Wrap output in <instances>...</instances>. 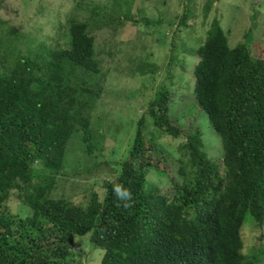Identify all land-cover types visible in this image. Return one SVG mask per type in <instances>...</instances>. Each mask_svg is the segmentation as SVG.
I'll list each match as a JSON object with an SVG mask.
<instances>
[{"label":"trees","instance_id":"obj_1","mask_svg":"<svg viewBox=\"0 0 264 264\" xmlns=\"http://www.w3.org/2000/svg\"><path fill=\"white\" fill-rule=\"evenodd\" d=\"M73 1L66 21L49 14L55 36L28 46L27 54L17 51L18 38L6 34L0 18V264H87L95 251L101 264H264V14L256 17H263L257 34L235 47L220 19L212 21L197 51L194 95L185 102L163 86L139 118L126 157L105 163L121 168L117 182H103L104 194L93 191L77 206L53 192L58 176H71L62 169L73 138L89 158L103 151L91 122L107 78L95 32L137 21L123 2ZM188 21L186 8L178 26ZM175 101L180 116L171 114ZM204 117L220 137V162L207 150ZM161 133L183 138L180 158L165 150ZM158 172H168L170 196L164 181L151 183ZM118 183L133 193L129 209L112 192ZM16 195L21 214L10 208ZM248 223L259 243L251 257L244 253Z\"/></svg>","mask_w":264,"mask_h":264},{"label":"rangeland","instance_id":"obj_2","mask_svg":"<svg viewBox=\"0 0 264 264\" xmlns=\"http://www.w3.org/2000/svg\"><path fill=\"white\" fill-rule=\"evenodd\" d=\"M53 6L49 9L48 6ZM95 4L111 7L114 3H124L128 13L137 23L128 22L119 29H104L95 32L97 59L100 61L101 76L107 73L104 82L105 93L98 101L91 114L94 143L101 153L98 158L86 155L85 145L77 138L69 143L62 172L70 177L58 176L55 199L65 198L73 204L86 206L93 191L105 193L103 182H117L122 170L117 165H106L122 161L133 146L139 118L145 115L150 102L156 100L163 86L178 94V98L194 95L195 68L199 63L198 49L206 40L210 24L220 19L228 33L232 47L247 41V36L254 37L260 22L258 14H264V0H90ZM212 8L208 10L207 5ZM74 1L67 0H0V18L6 34L15 36L14 46L23 54L28 53V46L36 49L46 37H54L55 31L50 27L49 14L67 15L74 7ZM47 8V9H46ZM187 8L188 25L178 26ZM43 10V12H42ZM57 15V14H56ZM139 22V23H138ZM174 24V25H172ZM181 28V29H180ZM176 38L173 46V39ZM51 44V43H50ZM174 49V50H173ZM169 67H172L170 70ZM170 77L174 78L171 82ZM186 102V101H185ZM188 105V103H186ZM171 114L179 115L175 101ZM176 106V107H175ZM181 119V117H178ZM207 150L210 156L220 162L223 150L220 137L203 118ZM150 131H154L152 125ZM159 141L177 160L182 156L179 151L183 138L160 134ZM154 159L160 158L152 155ZM94 163L100 167L94 173H86ZM164 164V163H163ZM160 165L163 167L164 165ZM167 165V164H166ZM168 166V165H167ZM174 166L170 163L167 168ZM169 172V171H168ZM167 173H151L153 185H162V192L170 196V186L166 183ZM50 176L49 173H46ZM39 184V183H38ZM37 184V185H38ZM172 193V192H171ZM21 200L12 197L10 208L17 214L22 211ZM24 214V212H22ZM245 255L251 257L259 248L257 229L254 223L244 227ZM85 240H77L82 245ZM92 248V246L90 245ZM88 253V247L84 246ZM79 256L83 257L82 249ZM101 251L91 253V263L100 264ZM84 258V257H83ZM82 264H86L84 263Z\"/></svg>","mask_w":264,"mask_h":264},{"label":"clouds","instance_id":"obj_3","mask_svg":"<svg viewBox=\"0 0 264 264\" xmlns=\"http://www.w3.org/2000/svg\"><path fill=\"white\" fill-rule=\"evenodd\" d=\"M112 192L116 199L122 202L124 209H129L134 205L135 200L132 191L123 184H114ZM77 248L82 249V246H77ZM77 248L75 250H78Z\"/></svg>","mask_w":264,"mask_h":264}]
</instances>
